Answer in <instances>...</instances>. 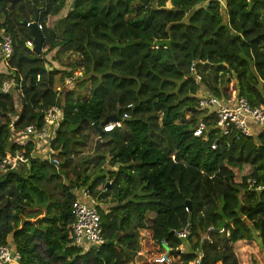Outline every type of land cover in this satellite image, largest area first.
I'll return each mask as SVG.
<instances>
[{
  "label": "trees",
  "instance_id": "1",
  "mask_svg": "<svg viewBox=\"0 0 264 264\" xmlns=\"http://www.w3.org/2000/svg\"><path fill=\"white\" fill-rule=\"evenodd\" d=\"M33 4L46 38L41 55L26 45ZM3 28L14 54L5 63L0 55V84L16 85L0 91V162L25 148L27 164L0 172V245L13 247L19 264H194L197 254L200 264H264V128L222 137L216 149L213 133L194 135L200 87L264 105V0H0V35ZM67 46L83 59L60 64L67 75L83 66L70 84L49 68ZM89 81V97H76ZM55 104L63 122L36 159L33 142L13 139L29 125L42 128ZM111 115L121 126L100 135L95 126ZM93 134L96 164L90 170L82 160L78 171L71 152ZM85 187L109 202L98 205L107 243L88 252L71 245L70 229ZM187 223L183 241L173 232ZM163 239L186 251L159 262Z\"/></svg>",
  "mask_w": 264,
  "mask_h": 264
},
{
  "label": "built area",
  "instance_id": "2",
  "mask_svg": "<svg viewBox=\"0 0 264 264\" xmlns=\"http://www.w3.org/2000/svg\"><path fill=\"white\" fill-rule=\"evenodd\" d=\"M222 6H226V0H218ZM34 20L27 21L25 24L31 27ZM38 28L43 29V24L38 21ZM0 41V55L5 62L12 59L14 54V41L10 33L4 28L1 30ZM26 45L32 49L34 46L33 38L26 41ZM191 71L196 79V83L202 80L201 75L197 73L195 67ZM78 73L74 71V75H67L65 83L70 84L74 81ZM82 76V75H81ZM16 85V81L3 80L0 84L1 92H8L11 86ZM62 89V87H60ZM58 89L59 92L61 89ZM237 92V91H236ZM226 97H219L208 91L200 90L197 94V108L202 112L198 124L194 130L195 136L210 137L213 133L218 138L213 144L212 148L216 149L219 140L222 137H250L254 134L255 128H264V105L253 106L250 101L237 93ZM63 107L59 104L50 106L44 112V125L42 128H37L35 125H29L24 129V134L19 138H14V142L22 147H26L30 142L34 143L31 151L32 157L35 158V152L38 150H45L51 147L52 142L58 134L59 127L63 122ZM205 118L210 120L208 123ZM121 121L110 122L104 125V131H112L115 127H120ZM25 148L16 150L13 154H9L0 162V172L8 168H16L18 166L27 164V156ZM50 152V151H49ZM50 162L56 166L59 165L57 158H51ZM251 188L257 185L255 179H248ZM262 186H258L261 189ZM99 201L93 197L91 191L85 187L78 193L77 198L72 203L71 213L73 216L70 229L72 231L71 245L78 248L82 252H88L92 249H99L107 243L105 237L101 216L98 210ZM186 210L190 208L187 206ZM174 234L178 239L187 241L192 234V224L187 223L179 230H175ZM163 245L167 251L159 259V262L169 261V253L174 250L179 252L186 251V244L181 243L176 249L170 247L166 239L162 240ZM202 256L197 254L194 259V264H200ZM20 254L10 245H0V262L3 264H19Z\"/></svg>",
  "mask_w": 264,
  "mask_h": 264
},
{
  "label": "rangeland",
  "instance_id": "3",
  "mask_svg": "<svg viewBox=\"0 0 264 264\" xmlns=\"http://www.w3.org/2000/svg\"><path fill=\"white\" fill-rule=\"evenodd\" d=\"M54 21H55V19L53 18L51 23H54ZM46 49H47V46L43 48V51H45ZM61 52L63 53V55L61 56V59H63V61L61 59H59L61 61H60V63L57 64V66H55L53 64H51L49 66V68L51 70L55 69V70H59L60 71L58 74H56V79L59 82H61L62 78L65 79V77L67 76V74L65 73V71H67L66 68L69 69L72 66V63L74 61H76V60H80L81 63L83 61L81 56L79 54L75 53L69 46L65 47L64 50H62ZM61 63H63V65H65L66 68L61 66L60 65ZM82 67L83 66H81L80 68H77V70H76V72L78 73L77 75H79V76L83 75V68ZM205 76H208V73H205ZM225 78H226V76L223 77V75H221V73H219V77L217 79V83H218L219 87H221L223 85ZM201 82H202V80L198 84L201 85ZM232 83H234V81H232ZM91 85H92V82L89 81V82L86 83V85L83 88H81V91H79V92L75 91V93L77 95L76 97H78L80 99L88 98L89 94H90V90H91ZM200 88H201L200 90H204L205 91V89L203 87H200ZM235 92H236V90H233L232 94H234ZM96 139H97V136L93 134L92 137L90 138V140H88L89 142L81 144V145H77L76 148L81 149V151L71 152L72 153L71 154V158L73 160L72 166L74 168H76L78 171H82V169H83L82 160L83 161L86 160V162L84 164L85 167H91L90 170L92 168H94L92 166L96 164V159L99 156L98 152L96 151V146L94 144ZM43 153H44L43 149L36 151L35 152V158L36 159L37 158L42 159ZM107 157H108V160H109L110 158H109L108 154H107ZM104 166L109 168V169H113L112 166L109 165V164H105ZM90 170L88 172H90ZM99 203H100V205L102 204L101 206H105V205L109 204V202H104V201L101 202L100 200H99ZM154 217H155V214L154 213H150L148 218H147V223L151 224L150 222H152ZM0 264H2V263L0 262Z\"/></svg>",
  "mask_w": 264,
  "mask_h": 264
},
{
  "label": "water",
  "instance_id": "4",
  "mask_svg": "<svg viewBox=\"0 0 264 264\" xmlns=\"http://www.w3.org/2000/svg\"><path fill=\"white\" fill-rule=\"evenodd\" d=\"M34 10H35V18H34V22L31 26V34H32V38L34 40V46L31 49L35 54L37 55H41L43 53V48H44V43H45V35L42 32V30H40L38 28V21H39V8H37V6L35 4H33ZM119 117L117 115H111L109 117H107L103 122L102 125H97L95 126L98 133L101 135L103 133V127L104 125L110 123V122H115L118 121ZM74 187V186H73ZM189 204V202H188ZM174 233V232H173Z\"/></svg>",
  "mask_w": 264,
  "mask_h": 264
},
{
  "label": "crops",
  "instance_id": "5",
  "mask_svg": "<svg viewBox=\"0 0 264 264\" xmlns=\"http://www.w3.org/2000/svg\"><path fill=\"white\" fill-rule=\"evenodd\" d=\"M2 263V262H1ZM3 264V263H2Z\"/></svg>",
  "mask_w": 264,
  "mask_h": 264
}]
</instances>
